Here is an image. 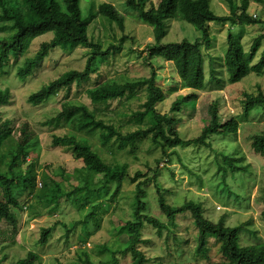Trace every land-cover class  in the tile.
Listing matches in <instances>:
<instances>
[{
    "label": "rangeland",
    "instance_id": "obj_1",
    "mask_svg": "<svg viewBox=\"0 0 264 264\" xmlns=\"http://www.w3.org/2000/svg\"><path fill=\"white\" fill-rule=\"evenodd\" d=\"M63 2V0H60ZM241 4L243 0H235ZM109 2L125 17L124 29L116 22L97 13V6ZM159 0H152L157 4ZM212 10L218 15L229 13V6L223 0H209ZM83 16L89 15V36L106 50L111 45L120 47L117 52H110L108 59L100 64L97 72L81 84L73 83L71 88L61 90L41 104H30L28 96L48 84L69 69H82L90 49L77 47L66 51L62 47L52 49L33 75L26 79L18 76V67L23 65L27 56H33L40 44L53 37L52 32L34 39L28 51L19 58L12 57L4 70L0 72V89L9 88L11 102L0 108L2 119L11 121L14 131L0 149V168H7L8 152L20 137V129L25 123L33 133V148L28 161L36 164L37 186L32 194L26 191L19 196L20 207L12 208L18 223L14 227L7 222L0 226V264H15L32 250L38 255L35 264H66L84 255L94 262L116 258L117 264H131L130 253L124 254L127 234L120 233L124 222L133 219L135 193L138 181H145L143 200L146 203L144 213L154 216L166 226L158 230L147 222L141 229L139 244L150 259L149 264H220L224 258L220 251L221 243L210 238L207 256L197 253L198 228L189 212L179 214L175 224L168 222V217L159 207L157 186L165 195L168 203L174 206L187 201L200 203L204 216L210 220L223 222L228 226H240L242 245L264 244V156L252 149L253 137L264 133V112L257 106L251 112H244L245 93L264 92V72H250L240 82L230 83L223 57L228 51L227 36L232 33L241 40L244 49L249 51L260 34H264V0H251L248 7L250 15L256 14L258 23L221 25L208 23L211 33L210 46L203 45L205 52L204 70L206 88L199 91L195 107L182 105L179 111H172V105L179 95L191 90L184 87L173 64L162 58L147 59V48L154 43L153 27L144 22L137 11L129 8L125 0H81ZM92 13V14H91ZM168 31L162 43L180 42L186 38L195 41L201 32L185 20H167ZM13 31L10 23L0 20V38ZM264 52V39L253 60L258 63ZM152 67L158 73V83L163 87L166 98L156 105L157 110L180 120L179 135L183 139L198 137L210 119L208 108L213 102L219 105L221 121L237 117L240 126L236 134L209 137L211 147L190 144L169 148L170 157L162 153L160 144L151 138H142L132 149L125 146L111 153L103 147L98 135L90 141L109 161L128 163V176L122 190L114 198L110 196L115 188L110 181L107 188L99 194H92L91 204L100 202L95 217H88L91 209L77 205L72 199L63 197L57 205L47 207L37 195L41 191L39 183H50L55 179L65 190H71L80 184L78 169L84 166L82 160L74 157L63 146L53 144L54 135L68 132L64 124H47L46 121L61 110L64 101L92 104L86 95V89L108 80L126 81L148 77ZM144 92L126 100L115 99L110 102L107 111L101 115L121 126L123 132L134 130V111L141 108L145 100ZM116 147V146H115ZM223 154L237 158V164L247 166L246 171H238L232 176L227 168L220 170ZM28 164L24 163L25 169ZM140 173L136 182L132 177ZM96 180L101 176L96 175ZM15 194H19L16 189ZM77 195V194H76ZM74 195V196H76ZM73 196V197H74ZM89 197V196H88ZM51 228L46 244L39 242L43 228ZM106 247V248H104ZM115 253V254H114ZM115 255V256H114Z\"/></svg>",
    "mask_w": 264,
    "mask_h": 264
},
{
    "label": "trees",
    "instance_id": "obj_2",
    "mask_svg": "<svg viewBox=\"0 0 264 264\" xmlns=\"http://www.w3.org/2000/svg\"><path fill=\"white\" fill-rule=\"evenodd\" d=\"M223 1H226L229 6V13L225 15L216 14L209 0H159L157 4L152 3V0H125L129 8L137 11L139 17L153 27L154 43L147 48L146 61L148 60L152 65L149 59L158 57L171 62L184 87L191 90L185 95H179L172 105V111H179L182 105L195 107L199 97L198 92L206 88L205 53L202 46H210L211 33L208 23L235 25L259 22L248 12L251 0H243L241 4L235 0ZM253 1L261 2L262 0ZM97 13L116 22L122 30L124 29L125 17L112 3H100L97 6ZM89 15L83 16L81 0H63V2L60 0H0V20L10 23L13 28L9 35L0 38V72L9 64L12 57L19 58L24 55L35 38L48 32H52L53 37L42 42L38 51L33 56H27L23 65L18 67V76L21 79L33 75L50 51L56 47H62L66 51H72L77 47L90 49L84 68L69 69L34 91L27 98L30 104H41L61 90L71 88L73 83L81 84L89 80L92 74L99 70L100 64L108 59L110 52H117L120 49L111 45L103 50L101 44L89 36L88 23L91 16ZM168 19L185 20L194 25L201 35L195 41L184 38L180 42L164 44L162 39L168 31L166 23ZM263 39L264 34L255 37L250 50L246 51L240 39L232 33L228 34V51L223 57V62L230 83L240 82L250 72L257 74L264 72V52L260 61L253 63ZM85 92L91 101L92 108L85 103L64 101L60 112L46 121L47 124H64L69 129L63 135H54L53 144L67 148L84 164L77 170L80 173V184L71 190L63 189L55 179H52L50 183L41 182V191L37 198L47 207L57 205L63 197L72 199L81 207H88L91 204L90 196L99 194L102 189L108 187L107 184L110 181L115 183L110 198L114 199L120 193L123 182L128 176L129 165L109 161L103 157L90 141V138L95 135H98L103 147L112 149L111 153L115 152L116 148L122 149L127 145L134 149L142 138L149 136L153 143L160 144L162 153L170 160L175 151L170 153L169 148L190 144L211 147L210 135L236 134L240 126L235 116L222 122L219 105L213 102L208 108L210 119L205 123L201 134L192 139L181 138L177 127L180 120L162 114L156 108V105L166 98V93L158 83V73L154 67L148 77L126 81L108 80L86 89ZM142 92L146 94L145 100L141 108L134 111L133 117L137 124L136 129L123 132L120 125L101 116L107 111L111 101L126 100ZM11 97L9 88L0 89V108L10 103ZM243 103L244 112L249 113L257 106H262L264 112V92L259 90L257 94L245 93ZM29 127L28 123L22 125L18 141L8 152L7 168H0V226L3 222L14 227L17 225L18 219L12 208H19V196L26 191L32 194L37 186L36 164L28 161L33 148V133ZM13 131L11 121L2 119L0 111V149L11 137ZM251 146L256 153L264 156V133L255 135ZM223 162L219 166L220 170L226 173L229 168L232 176L238 171L248 169L247 166L238 165L237 158L225 154H223ZM24 163L28 164L25 169L22 168ZM96 175H100L101 179L96 180ZM138 176L140 173H136L132 181L136 182ZM144 182H137L133 219L124 222L119 231L127 234L128 238L123 250L124 254H131L133 259L131 264H149L150 261L138 246L145 242L141 238L144 223L152 224L158 233H161L166 226L156 217L144 213L146 210V203L143 200L145 190L142 188ZM16 189L18 195L15 194ZM157 193L159 207L168 217L169 223L175 224L179 214L187 212L191 214L198 228L196 251L199 255L207 256L210 238H215L221 243L220 251L224 258L220 264H264V244L242 245L240 226H228L222 219L215 222L206 218L202 205L194 201H187L178 206L171 205L159 186H157ZM100 206V202L91 204L87 218L95 217ZM261 215L264 218V210ZM50 233V227L43 228L39 242L46 244ZM37 259V253L30 250L15 264H35ZM117 263L116 258L96 263L88 255H84L83 258L79 257L66 264Z\"/></svg>",
    "mask_w": 264,
    "mask_h": 264
},
{
    "label": "built area",
    "instance_id": "obj_3",
    "mask_svg": "<svg viewBox=\"0 0 264 264\" xmlns=\"http://www.w3.org/2000/svg\"><path fill=\"white\" fill-rule=\"evenodd\" d=\"M253 16H254V17H256L257 15H256V14H254ZM41 185H42V184H41V182H40V183H39V186L41 187Z\"/></svg>",
    "mask_w": 264,
    "mask_h": 264
},
{
    "label": "crops",
    "instance_id": "obj_4",
    "mask_svg": "<svg viewBox=\"0 0 264 264\" xmlns=\"http://www.w3.org/2000/svg\"><path fill=\"white\" fill-rule=\"evenodd\" d=\"M228 24H226V26H227ZM205 53V52H204Z\"/></svg>",
    "mask_w": 264,
    "mask_h": 264
}]
</instances>
